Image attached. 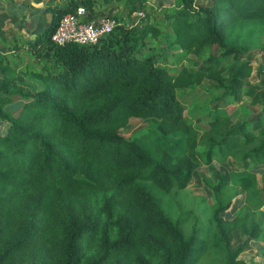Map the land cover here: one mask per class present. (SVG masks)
Here are the masks:
<instances>
[{
  "label": "trees",
  "instance_id": "1",
  "mask_svg": "<svg viewBox=\"0 0 264 264\" xmlns=\"http://www.w3.org/2000/svg\"><path fill=\"white\" fill-rule=\"evenodd\" d=\"M67 2L52 8L35 39L0 54V120L8 123L0 134V264H207L208 248L219 264L222 252V263L245 264L244 244L229 251L228 242L234 230L254 239L262 231L264 64L253 81L243 56L264 52V0H178L164 27L146 12L118 20L92 46L51 41L60 18L78 6L89 11L85 20L106 15L93 8L96 0ZM126 2L131 15L148 0ZM22 56L29 62L20 71ZM33 56L45 58L37 69ZM169 56L180 61L173 70L162 62ZM228 58L239 62L227 67ZM25 78L41 88H19ZM205 79L218 93L206 117L192 121L186 105ZM244 96L261 110L232 126L228 105ZM132 117L149 123L128 139L119 131ZM227 158L242 165L216 174L217 236L207 246L196 231L185 236L141 181L164 193L183 190L202 164ZM230 186L244 200L228 219L222 213L232 202L219 201Z\"/></svg>",
  "mask_w": 264,
  "mask_h": 264
},
{
  "label": "rangeland",
  "instance_id": "2",
  "mask_svg": "<svg viewBox=\"0 0 264 264\" xmlns=\"http://www.w3.org/2000/svg\"><path fill=\"white\" fill-rule=\"evenodd\" d=\"M68 0H50L49 2H55L57 4L65 5ZM78 2V1H77ZM76 2V3H77ZM197 4H208L209 0H196ZM96 4L100 9V12L115 16L117 20L128 24L135 22L140 16H143L146 12L150 13L151 21L158 22L162 27L165 26V17L167 14L173 12L178 7V0H148L147 7L144 11H139L138 7L135 12L129 15V5L126 0H96ZM95 4V5H96ZM2 20V28L0 27V54L8 56L13 51L8 49L7 43L14 37L34 38V34L42 28L47 26V18H40L38 26L35 25L32 32H28L24 26L20 27L17 24L9 23L5 15H0ZM25 16H23L24 18ZM20 19V20H23ZM0 24V25H1ZM19 31L12 30V26H16ZM24 25H28L25 24ZM26 27V26H25ZM14 42V41H12ZM30 47V46H28ZM14 50V49H13ZM44 51V49H42ZM218 53L217 47L214 50L206 49L202 53V59L206 58L211 52ZM243 57L251 59L253 64V75L251 79L256 80L255 72L260 64H264V52L258 47L251 50ZM31 68L37 69L41 65L45 58L34 60L35 56L32 57ZM22 63L19 65V70L23 71L26 62H29L27 58L22 56ZM175 59L169 58L162 62L169 65L171 70L175 64ZM238 60L234 58H228L224 61L227 67L236 66ZM187 64V63H184ZM2 73L0 71V77ZM216 82L205 79L203 83L198 87V92L192 97L191 101L186 105V115L191 116L193 121L196 117L204 118L211 110L214 104V98L217 95V90L213 88ZM18 87L22 89H38L41 88V84L38 81H32L28 78L18 82ZM261 110L260 105H253L250 103V98L247 96L242 97L238 102L230 101L228 105V113L231 117V125L236 126L242 121H247L255 118ZM149 121H145L141 118L132 117L129 120L128 127L119 131V133L125 138H131L138 130L144 128ZM8 126L6 121L0 120V134L3 133ZM205 146H198V151L202 153L205 150ZM242 165V162L237 159L228 158L221 162L218 159L211 162L209 165H201L198 167L191 176L190 181L183 190H176L173 188L169 192L164 193L156 185L150 181H141L147 191L159 202L161 208L165 213L177 224H179L185 236H188L193 231H196L200 238L208 246L217 236V230L215 226L210 223V215L216 205V199L213 193V186L216 182V174L226 173L231 170L237 169ZM258 180L260 182V170H257ZM244 191L241 188L228 187L223 193V201L219 203L232 202L233 204L229 209L222 213V216L226 218H232L237 213L238 207L243 203ZM191 210V215L187 218V212ZM256 219L261 226V233L257 240L247 235H241L238 231H233L229 234L228 249L233 251L237 246L244 244V250L239 255L245 264H264V205L256 212ZM218 253L210 248L204 254V259L208 261L207 264H219L217 259ZM220 264L223 258L226 257V252H222L220 255Z\"/></svg>",
  "mask_w": 264,
  "mask_h": 264
},
{
  "label": "built area",
  "instance_id": "3",
  "mask_svg": "<svg viewBox=\"0 0 264 264\" xmlns=\"http://www.w3.org/2000/svg\"><path fill=\"white\" fill-rule=\"evenodd\" d=\"M88 12L84 6H78L74 11L65 13L51 34V41L57 45L74 43L92 46L111 33L118 23L111 15L85 20Z\"/></svg>",
  "mask_w": 264,
  "mask_h": 264
},
{
  "label": "crops",
  "instance_id": "4",
  "mask_svg": "<svg viewBox=\"0 0 264 264\" xmlns=\"http://www.w3.org/2000/svg\"><path fill=\"white\" fill-rule=\"evenodd\" d=\"M49 1L50 0H0V15H5L7 17V20H9V23L13 22L14 24H17L20 27L24 26V28L28 32H32L35 25L38 26L40 18H47L46 28H42V29L38 30V32L36 34H34V36H33L34 38H32V37L26 38L27 36H25V38H23V39L19 38V37H14L12 40H10L7 43V47H9L8 49L13 51V49L15 48L14 47L15 44H20V43L25 42V41L33 40L36 38V36L39 33L43 32L47 29V27L50 24L51 18H52V13H51L52 8L55 6H58V7L63 6L61 4L59 5L55 2H49ZM93 8L95 10L99 9L97 4L94 5ZM23 16H25V17L23 18ZM22 18H23V20H20ZM1 23H2V20L0 17V24ZM24 23L28 24V25H24ZM17 25L14 27L12 26L11 27L12 30H14V31L18 30L19 31V29L17 28ZM1 26H2V24L0 25V27ZM12 41H14V42H12ZM202 165H205V164H202ZM249 168L252 169L254 167L251 165ZM237 169H234V170H237ZM257 177H258V174H257ZM236 211L238 212V209ZM229 219H231V218H229ZM234 231H237V230H234ZM258 238L254 239V240H257Z\"/></svg>",
  "mask_w": 264,
  "mask_h": 264
}]
</instances>
